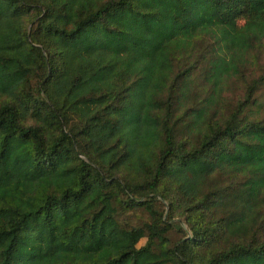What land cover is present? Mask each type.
<instances>
[{"label":"trees","instance_id":"1","mask_svg":"<svg viewBox=\"0 0 264 264\" xmlns=\"http://www.w3.org/2000/svg\"><path fill=\"white\" fill-rule=\"evenodd\" d=\"M262 97L264 0H0V264H264Z\"/></svg>","mask_w":264,"mask_h":264},{"label":"rangeland","instance_id":"2","mask_svg":"<svg viewBox=\"0 0 264 264\" xmlns=\"http://www.w3.org/2000/svg\"><path fill=\"white\" fill-rule=\"evenodd\" d=\"M262 98H264V97H262ZM143 242H144V241H141L140 245H142V244H143Z\"/></svg>","mask_w":264,"mask_h":264}]
</instances>
